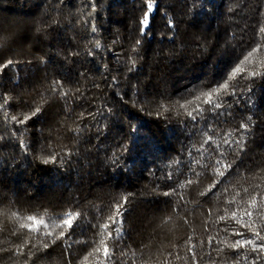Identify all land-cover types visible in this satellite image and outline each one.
I'll use <instances>...</instances> for the list:
<instances>
[{
	"label": "trees",
	"instance_id": "16d2710c",
	"mask_svg": "<svg viewBox=\"0 0 264 264\" xmlns=\"http://www.w3.org/2000/svg\"><path fill=\"white\" fill-rule=\"evenodd\" d=\"M148 2L0 0V65L12 61L0 70V95L12 97L0 112V211L49 225L80 214L70 236L23 255L19 225L0 216V264H81L91 246L72 241L98 239L94 225L124 197L111 259L101 252L89 264H264V254L221 243L251 231L228 220L242 235L225 233L218 221L236 210L237 191L241 208L245 187L264 193V0ZM41 98L26 124L10 119ZM221 152L232 162L222 178L211 169Z\"/></svg>",
	"mask_w": 264,
	"mask_h": 264
},
{
	"label": "snow or ice",
	"instance_id": "6c2138e0",
	"mask_svg": "<svg viewBox=\"0 0 264 264\" xmlns=\"http://www.w3.org/2000/svg\"><path fill=\"white\" fill-rule=\"evenodd\" d=\"M153 7V4L151 0H149L147 4V9L151 10ZM141 24V32L143 33V30L148 26V15L147 12H145L143 18L140 21ZM261 32H264V28L261 29ZM139 43V41H137ZM255 51V50H254ZM253 53H249L248 57H245V61L251 57ZM12 61H8L7 64L0 65V70L3 68H6L9 64H11ZM134 65V61H133ZM241 72V68L237 67L235 71L232 73V76L235 77L237 73ZM56 87H59V82H54L53 91L56 90ZM229 85L225 83L222 85L221 89H217L215 92H205L202 94L204 98V103L212 104L213 96H219L221 90H227ZM64 96H67L68 93L64 92ZM201 96H197L196 100H201ZM12 97L10 96H4L0 95V112H4L5 115H7V109L6 105L10 102ZM43 103H47V100L45 98H41V103H34L33 106H30L27 111H21L20 113H13L10 116V119L17 124H26L29 120L36 117L41 111H42V105ZM189 103H193L192 101H189ZM220 103H215L214 107L219 109L221 108ZM181 107L187 108V104L181 105ZM199 111V109H197ZM189 116H193L192 112H188ZM194 118V117H193ZM229 135H231L229 133ZM211 139V138H209ZM225 144L230 143L227 139L224 140ZM231 143H235L237 145L238 150H243L240 140L232 141ZM42 160L45 164L49 162H55V157H42ZM202 167H209L208 164L202 165ZM232 167L231 161H226L224 152H221L219 157L215 159L214 164L211 165L212 171L215 173L218 177H224L225 172L229 170ZM200 173H196V176L198 177ZM255 176V174H253ZM252 177H249L251 179ZM261 180H264V177H260ZM195 181L193 179L186 180V183L184 185H181V187H186L188 185H192ZM219 182V181H217ZM215 183L210 185L207 189V191H212L213 188H215ZM261 185L259 183L255 184L253 186V189L260 188ZM244 193L248 195V199L244 201L246 204L245 208H241L239 202L237 201L236 197H240L241 193L237 191L235 195L228 201L229 204H235L236 210L231 211L230 213H227L226 215H220L218 217V221L225 222V228L223 231L225 233H230L233 235H242L239 231H233L227 226V221L231 220L234 221L236 224H238L241 228H246L249 231L252 232L253 238L248 239H242V240H235L233 242H229L227 239H224L221 241V243L224 245L225 248H230L232 250H239L241 248H250V251L256 252L257 254H264V224H257V217L256 213H260L259 219L264 221V193L256 194L254 191L250 192V189L245 187L243 189ZM175 192V190H174ZM224 192H228V188L225 187ZM173 193L164 192L163 195L169 196ZM201 195H205V192H201ZM259 195V200L257 196ZM183 199V197H181ZM123 203H117L113 210L110 211V214L106 217V222H101L94 227L97 229L96 236L98 239L95 240H74L72 243L77 244H85L91 246V251H88L87 255L84 256L81 264H89L90 258L96 257L99 253H103V256L105 260L111 259L112 250L109 247V242L119 239L120 235V229L115 228L112 229V225H116L120 223L119 217L122 216V208L124 207V203L127 202V198H122ZM227 212V210H226ZM0 216L7 217L9 220L13 221L14 223H17L19 225L18 229H14L12 234L17 235L20 237L19 242L16 244V252L17 254L23 255L24 249L28 248L29 245H31L32 248L37 247L39 245L40 247L47 248L49 246V242L54 243L56 240H63L67 235H71V230L73 229L74 222L79 219L80 214L79 213H66L62 217L59 218L58 223H52L49 225V223H46L43 217H40L39 219L37 216L34 215H19L17 213H11L10 215L8 213H5L3 211H0ZM172 217H168L167 219H164L162 221L163 224H168L171 221ZM187 223V221H185ZM42 226V227H41ZM59 229V231H57ZM2 230V228H0ZM33 235H29V234ZM38 234V235H37ZM257 241H260L261 243H257ZM71 247V244L68 245ZM195 245H192L189 248V251L192 252L195 248ZM223 248L217 249V251L223 252ZM123 255H127V253H122ZM193 256L195 257V253L193 252ZM245 260L247 257L244 258ZM94 264H102L101 261H94ZM233 264H241V260L239 258H233ZM253 264H256L255 258H253Z\"/></svg>",
	"mask_w": 264,
	"mask_h": 264
}]
</instances>
